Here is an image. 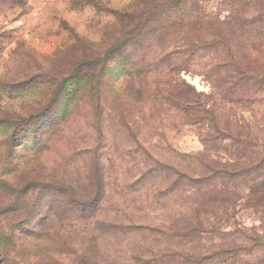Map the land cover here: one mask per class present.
I'll return each instance as SVG.
<instances>
[{
  "label": "rangeland",
  "instance_id": "rangeland-1",
  "mask_svg": "<svg viewBox=\"0 0 264 264\" xmlns=\"http://www.w3.org/2000/svg\"><path fill=\"white\" fill-rule=\"evenodd\" d=\"M72 1L26 0L24 7L0 2V264L213 263L201 259L213 251L215 237L186 239L169 228L168 220L186 212L193 199L188 189L170 187L174 175L165 178L160 165L198 173L184 156L204 148L218 151L217 161L223 163V150L231 144L223 137L231 133L225 125L248 133L260 154L264 92L255 93V87L242 101L233 92L222 95L229 85L216 84L208 66L218 60L208 53L190 64H177L164 77L152 70L144 77L127 75L140 64L141 54H146L144 61L158 60L162 52L157 48L115 55L94 76L86 74L85 66L77 74L73 69L83 56L77 41L100 57L117 38L118 27L112 15L80 1L73 8ZM96 1L130 10L140 0ZM242 1L251 4L246 17L259 8L264 13V0H207L202 6L206 16L221 22ZM260 19L243 30L249 44L264 42V17ZM80 78L87 86L99 83L98 102L86 96L87 90L73 97ZM181 81L210 96L202 101L212 118L204 116L191 126L167 106L170 88ZM62 83L65 91L58 103L42 113L52 86ZM211 119L215 129L210 128ZM91 176L101 179L100 190L92 186ZM58 185L71 187L81 199L93 190V198L101 195L94 204L98 210H65L71 202L54 194ZM52 201L62 208L52 217L57 234L46 236L39 225ZM239 210L238 223L259 225L252 211ZM140 225L147 228H135ZM260 226L264 229L261 220ZM233 263L256 261L239 256L227 264Z\"/></svg>",
  "mask_w": 264,
  "mask_h": 264
},
{
  "label": "trees",
  "instance_id": "trees-1",
  "mask_svg": "<svg viewBox=\"0 0 264 264\" xmlns=\"http://www.w3.org/2000/svg\"><path fill=\"white\" fill-rule=\"evenodd\" d=\"M25 1L0 0L19 7H24ZM79 1L92 6L98 12L112 15L118 27V36L100 57L78 40L77 45L83 47V56L82 61H78L74 66L73 72L77 74H81L85 66L86 74L94 76V72L103 68L115 55L122 56L124 53H131L130 50L139 53L144 49L154 51L157 48L162 52L158 60L144 61L146 54H141L140 64H135L134 70L127 75L139 78L152 70L156 76L164 73V77L173 72L177 64H190L200 53H208L218 60L208 66L210 72L216 74H212L216 84L229 85L222 95L227 96L233 92L238 95L236 100L242 101L254 94L252 90L255 87V93L264 92V58L260 57L264 42L249 44L244 37L245 31L243 33V30L255 24L253 20L261 22L260 18L264 17V13H260L259 8L256 15L250 16L252 20L246 17V8L251 7L249 2H240L227 20L220 22L211 15H205L202 5L207 0H140L141 2L130 10L110 9L96 0H73L72 7L77 8ZM97 76L98 73H95V77ZM163 77L156 80V89L158 83H162ZM78 83H81L77 86L78 89H72L75 91L73 97L80 90H87L84 91L86 96L98 102V82L87 86L88 84H84L80 78ZM64 88V83L52 86L49 99L41 106L42 113L58 103ZM170 89L171 92L164 102L174 112L181 113L187 119L188 125L195 126L196 122L200 123L205 118L204 116L212 118V113L202 101L209 99V95L197 92L185 81ZM210 122V128L215 129L214 119ZM225 128L231 133H225L223 137L231 144L223 150L226 156L223 163L217 161L220 154L218 151L204 148L202 152L184 156L191 165L199 168L198 173H191L188 169L176 171L168 165H160L165 178L171 173L174 175L170 187L174 190L184 188L185 192L188 189L191 192L189 197L193 199L186 212L178 218L172 217L168 220L171 225L169 228L179 230V235L186 239L215 237L218 243L213 251L201 259L208 258L213 261L211 264H227L239 256L254 258L256 264H264V229L260 226V220L264 223V148H260L258 154L248 133L241 129L232 131L228 125H225ZM203 140L205 142L207 139ZM192 170H195L194 166ZM91 184L100 190L101 179L91 176ZM202 186L206 188H201ZM92 193L87 199H81L71 187L58 185L54 191V194L62 198L69 197L68 201L71 203H68V206L71 207L68 209L69 207L64 205L65 210L80 214H94L98 210L94 204L100 201L101 195L93 198ZM60 208L62 207L56 205V201H52L48 213L41 221L39 228L40 231H45L46 236L51 232L52 236L57 234L52 227V217ZM237 209L252 211L253 215L257 216L259 225L250 228L242 226L236 221ZM135 228L147 227L140 225ZM227 228L229 230L225 231ZM195 263L198 264V261L193 262Z\"/></svg>",
  "mask_w": 264,
  "mask_h": 264
}]
</instances>
